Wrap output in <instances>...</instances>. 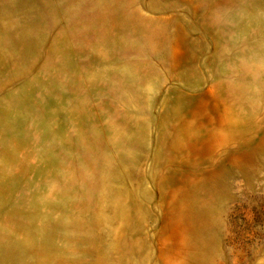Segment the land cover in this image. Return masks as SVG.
Returning <instances> with one entry per match:
<instances>
[{"label": "rangeland", "instance_id": "rangeland-1", "mask_svg": "<svg viewBox=\"0 0 264 264\" xmlns=\"http://www.w3.org/2000/svg\"><path fill=\"white\" fill-rule=\"evenodd\" d=\"M0 264H264V0H0Z\"/></svg>", "mask_w": 264, "mask_h": 264}]
</instances>
